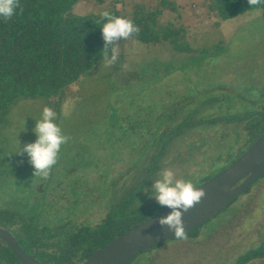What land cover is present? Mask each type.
<instances>
[{"label": "trees", "instance_id": "obj_1", "mask_svg": "<svg viewBox=\"0 0 264 264\" xmlns=\"http://www.w3.org/2000/svg\"><path fill=\"white\" fill-rule=\"evenodd\" d=\"M80 1L19 0L20 7L12 19L5 21L0 18L1 141L9 144L11 139L8 136L25 122L24 113L27 115L31 111L30 107L37 108L40 117L45 107L53 109L56 113L55 122L60 128L67 122V119L60 118L67 108L73 106L69 98L70 90L85 81L87 73L92 69L104 63L102 26L107 21L100 15L104 11L131 20L139 28L138 34L121 40L128 48L135 47L134 42L149 48L160 44L174 53L195 51L194 56L203 51H207V54L215 53L224 47L221 43H215L193 50L184 40L191 30L186 17L189 20L196 19L199 14H203L206 21L216 17L222 22L255 11L257 14L253 18L264 20V4L251 7L248 0H149L147 3L133 4L129 10L117 9V0H114L108 9L79 14L75 8ZM213 22L216 27L218 23ZM150 66L152 64L140 67L138 72ZM115 68L120 71L121 65L116 62L110 71L113 72ZM148 72H144L139 80L142 82L147 79L144 81L147 86L145 89L143 86L131 89L139 84H129L130 80L133 81L132 77L122 79L120 73H117L119 77L115 78L111 88L103 90L107 96L106 93L109 95V91L114 92L115 86L118 87V82L128 80L127 84L121 83V90H124L122 96H118L120 93L111 94L101 108V129L97 134L86 139L82 137L84 131L81 129L74 132L75 136L62 131L69 139L61 145L57 163L52 167L54 170L59 165L61 170L56 179L60 181L68 177L63 170L68 165L71 168L66 174L77 170L74 177H68L76 185L86 184L87 177H90L85 171V175H80L78 169H89L91 174L101 173L105 179L98 185H102V188L93 179V185L88 188L90 192L81 193L84 199L79 198L81 194L77 192L76 195L77 200L82 202L80 204L86 203L88 207L97 202L93 196H101L105 207L103 216L94 224L88 221L77 222V217L86 209L83 207L79 210L77 200L72 203L67 200L64 207H58V216H51L44 206L39 209L40 205H44L43 201H50L46 192H42L46 185L41 178H32L30 174L20 178L21 183L16 191L21 190L20 194L26 195L22 198H26L25 202L30 207L28 211H38L39 220L34 215L21 216L15 210H0V226L8 229L20 249L38 262L80 264L122 233L162 210L165 206L159 205L156 199L147 200L153 197L155 181L162 178L159 175L162 168L170 162L179 163L184 159L180 150L184 141L190 140L185 143L188 150L195 148L198 151L207 146L210 148L211 145L213 149L214 146L215 152L210 156L206 157L203 153L204 157H201L197 170L191 173L186 171L178 178L191 181L197 187L235 161L264 132V87L257 88L253 84L248 86L243 82L232 91L234 94H229L231 92L223 85H207L204 80L191 75L189 84L176 80V83L162 89L159 84L169 72L161 71L158 76L164 74V77H159L158 86L152 89L149 87V76L144 77L150 74ZM67 99L70 106L67 105ZM210 132L214 134L209 136ZM94 142L98 144L95 148L100 151L101 158L96 161L99 165L104 161L102 157L106 150L113 144L118 146L119 151H130L128 169L119 173L118 177H108L110 167L103 162L106 164L104 170L101 166L99 172L93 171L92 168L96 170L99 166L94 164L93 156L89 155L93 152ZM224 142L233 144L227 153H223V148H215L216 144ZM127 180L128 183H124ZM26 181L29 182V188L22 186ZM252 185L221 211L246 194ZM35 196H42L43 201L38 198L37 202H31ZM45 215L48 220L44 219ZM198 227L187 232L186 237L195 238ZM135 257L125 264H131ZM255 259L264 261V244L246 251L234 264H247ZM0 264H21L2 241Z\"/></svg>", "mask_w": 264, "mask_h": 264}, {"label": "rangeland", "instance_id": "obj_2", "mask_svg": "<svg viewBox=\"0 0 264 264\" xmlns=\"http://www.w3.org/2000/svg\"><path fill=\"white\" fill-rule=\"evenodd\" d=\"M113 1L81 0L75 8V12L79 14L88 12L98 13L108 9L110 2ZM148 1L117 0L115 7L119 10H129L133 4L140 2L147 3ZM255 14L257 12L252 11L222 22H219L216 17L211 21H206L203 14H199L196 19L189 20V17H186L191 30L188 32L187 37H184V40L190 44L193 50L201 47L206 48L215 43L220 45L221 43L224 49L210 53L214 55L207 54V51L201 52L198 56H194L195 51L193 53H174L170 52L168 47L160 44L156 47L150 46L149 48L143 47L139 42H134L135 47L128 48V45L121 41L116 61L118 65H121L120 71H118V68H115L111 72V67H103L105 63L99 66L96 65L97 67L87 73L85 81L74 85L72 90H70V95L67 93L70 100H72L73 106L67 108L66 113L61 116L60 120L67 119L61 130L65 134L75 136L74 132H79L78 129H81L84 131L82 137L86 139L91 138L100 131L101 108L104 107L103 105L107 99H110L111 94L115 93L116 95V93H120L118 96H122L124 90H121V83H128V80H124L121 83L118 82V87L115 86L114 92L109 91V95L106 93L107 96H105L103 90L107 91L111 88L112 83H115V78L119 77L117 73H120L122 79L132 77L133 81L130 80L129 84H139L131 89L135 87L138 89L139 86H143L144 89L147 87L144 84V81L146 82L147 79H144L142 82L139 81L146 71H149L148 73L150 74L144 75V77L149 76V87L152 89H156L160 78L164 77V74L163 76H158L160 75L158 73L161 71L169 72L159 84L162 89L171 83H176V80H182L183 83L187 82L189 84V78L192 79L191 75L204 80L207 85L214 86L219 83L231 92L229 94H234L232 91H235L243 82L247 83L248 86L253 84L257 88L264 87V20L261 18L257 19L256 17L253 18ZM213 21L218 23L216 27ZM212 27L215 28L210 30ZM122 52L124 53L123 55H121ZM150 64L152 66L147 70L145 67L143 68L145 69L144 71L138 72L141 70L140 67ZM124 65H127V67H123ZM183 75H187V77ZM102 93L103 95H101ZM72 94L74 95L71 96ZM157 98L162 99L160 97ZM67 105L70 106L69 99H67ZM29 110L31 111L27 115L24 113L23 121L25 122L8 136L11 139L9 140V144L0 140V210H15L21 216L30 217L34 215L39 220L38 211H28L30 207L25 202L26 198L24 200L22 198L26 195L20 194L21 190L16 191V187L21 183L20 178L24 175L30 174V177L35 178L33 174L34 167L29 162L27 154H18L23 146L34 143L38 139L34 129L37 121L41 120L39 119L40 114H37V108L30 107ZM54 123L56 122L54 121ZM213 134L212 132L208 133L209 136ZM189 141H184L180 147L184 159L180 160L179 163L170 162L169 165L162 168V170L166 168L172 169L176 179L186 171L191 173L194 172L193 170H197L198 164L202 160L201 157H208L212 152H215L214 146L212 149V145L210 148L207 146L205 149L201 148L198 151L195 148L188 150L185 147L187 145L185 143ZM96 145L98 144L94 142L91 150L93 152L89 153V155L93 156L94 164L99 165V162L96 161L100 160L101 156H99L100 151L95 148ZM232 145V143L224 142L216 144L215 148L217 150L223 148V153H227ZM203 153L204 156H202ZM130 156V151L124 149L123 151L121 149L119 151L116 144H113L111 147L109 146L104 157H102L103 162L110 167L108 169V171L110 170L108 177H118L120 176L119 173L126 171L128 169L127 161H129ZM188 157L189 159H187ZM103 162L96 167L98 169L92 168V170L99 172L101 166L102 170H104L106 164ZM184 165L187 167L184 168ZM58 166L54 167V170L51 169L47 179L39 177L42 179V183L46 185L42 189V192H46V197L50 201L47 199L43 201L41 199L42 196H38L44 203V205L38 206L39 209L44 206L51 216H58V207L60 205L64 207L67 200H71V203L75 202L78 198L76 192L79 195L84 191L89 193L90 191L88 190L91 189L88 188H91L93 185L91 182H94L93 179H96L97 185L101 182L103 183L105 179L104 176H101V173L91 174L89 169H78L80 175H85V171L90 177H87L86 184L76 185L69 181L68 177H74L77 170H72L71 173L66 174V171L68 172L71 166L64 165L65 169L63 170L68 177L59 181L56 179L57 174L60 175L61 172ZM124 180L125 178L123 177L122 181ZM124 183H128V180ZM22 186L29 188L30 185L26 181L22 183ZM98 187L102 188V185H98ZM80 197L84 199L83 194ZM38 198L36 196L33 197L31 202H37ZM153 199L155 198L150 197L147 201ZM93 200H97V202L92 207L86 206V203L80 204L82 202L77 200L76 204H80L79 210H82L83 207L86 208L82 211L83 215L80 214L77 217V222L88 221L94 224L99 217L104 215L105 207L101 196H93ZM44 219L48 220L49 218L45 215ZM262 244H264V176L259 178L246 194H243L238 200L198 227L195 238L186 237L185 239L163 242L153 250L138 254L131 264H234L246 251L257 248ZM247 264H264V261L255 259Z\"/></svg>", "mask_w": 264, "mask_h": 264}, {"label": "water", "instance_id": "obj_3", "mask_svg": "<svg viewBox=\"0 0 264 264\" xmlns=\"http://www.w3.org/2000/svg\"><path fill=\"white\" fill-rule=\"evenodd\" d=\"M263 174L264 132L235 161L196 187L203 189L206 196L188 212L183 213L186 233L215 216ZM171 211L170 208L164 207L94 252L80 264H125L141 251L175 238L167 226L161 227L159 224V220ZM0 241L9 246L21 264H42L24 253L13 234L1 226Z\"/></svg>", "mask_w": 264, "mask_h": 264}, {"label": "clouds", "instance_id": "obj_4", "mask_svg": "<svg viewBox=\"0 0 264 264\" xmlns=\"http://www.w3.org/2000/svg\"><path fill=\"white\" fill-rule=\"evenodd\" d=\"M251 7L264 4V0H248ZM20 7L19 0H0V18L5 21L12 19L16 9ZM107 22L102 26L105 47L103 60L105 67H111L118 59L119 42L129 39L133 34L139 33V28L131 20L116 17L108 11L101 14ZM111 46V47H109ZM109 52L111 55L109 56ZM123 67H127L124 65ZM56 113L53 109L45 107L42 119L37 121L34 132L38 139L34 143L23 146L18 154H27L29 162L34 167V176L47 179L52 167L57 163L58 154L62 144L68 142L69 137L62 134L61 128L54 123ZM154 183L155 198L159 205L170 208L172 211L166 217L159 220L161 227L167 226L178 239L186 238L183 224V213L188 212L206 196L203 189H197L191 181L176 179L172 169L166 168Z\"/></svg>", "mask_w": 264, "mask_h": 264}]
</instances>
